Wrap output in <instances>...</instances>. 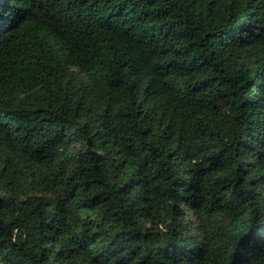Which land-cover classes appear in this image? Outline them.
<instances>
[{
    "label": "trees",
    "instance_id": "obj_1",
    "mask_svg": "<svg viewBox=\"0 0 264 264\" xmlns=\"http://www.w3.org/2000/svg\"><path fill=\"white\" fill-rule=\"evenodd\" d=\"M0 264H264V0H0Z\"/></svg>",
    "mask_w": 264,
    "mask_h": 264
}]
</instances>
